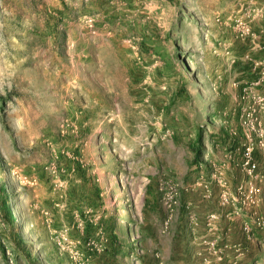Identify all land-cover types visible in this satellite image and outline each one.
I'll return each instance as SVG.
<instances>
[{
    "label": "rangeland",
    "instance_id": "374dc122",
    "mask_svg": "<svg viewBox=\"0 0 264 264\" xmlns=\"http://www.w3.org/2000/svg\"><path fill=\"white\" fill-rule=\"evenodd\" d=\"M0 264H264V0H0Z\"/></svg>",
    "mask_w": 264,
    "mask_h": 264
},
{
    "label": "built area",
    "instance_id": "2783aa9c",
    "mask_svg": "<svg viewBox=\"0 0 264 264\" xmlns=\"http://www.w3.org/2000/svg\"><path fill=\"white\" fill-rule=\"evenodd\" d=\"M256 113H257V109H256V108H253V109L250 111L249 116H250V117H253V116L256 115ZM249 122H250V124H252V120L249 121ZM247 163H249V161H248ZM252 167H255V166L252 164Z\"/></svg>",
    "mask_w": 264,
    "mask_h": 264
}]
</instances>
